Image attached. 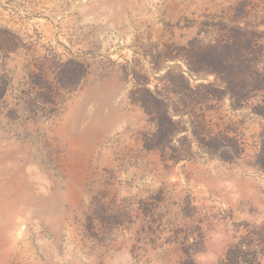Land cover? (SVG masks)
<instances>
[{
    "label": "rangeland",
    "instance_id": "rangeland-1",
    "mask_svg": "<svg viewBox=\"0 0 264 264\" xmlns=\"http://www.w3.org/2000/svg\"><path fill=\"white\" fill-rule=\"evenodd\" d=\"M253 86L264 0H0V264H264Z\"/></svg>",
    "mask_w": 264,
    "mask_h": 264
},
{
    "label": "trees",
    "instance_id": "trees-1",
    "mask_svg": "<svg viewBox=\"0 0 264 264\" xmlns=\"http://www.w3.org/2000/svg\"><path fill=\"white\" fill-rule=\"evenodd\" d=\"M249 69H251V67L249 66ZM212 74L215 75V78L218 79L220 82L224 83V80L219 77V73L217 71H211ZM221 75V74H220ZM251 75L253 77H255V79H257V77H259V72L256 69H252ZM224 92H231L227 89V87L223 88ZM250 91H254V92H263L264 89L263 88H258L256 86H253L252 88H248V87H240L237 91L236 94L241 95V94H245L246 92H250ZM233 92V91H232ZM245 92V93H244ZM232 94V93H229ZM233 96V95H232ZM242 97V96H241ZM153 102L157 105V107L159 108V111L157 113H155L154 116V121H155V133L152 137V142H156L157 144H163L166 141L168 142L169 139L172 138V134H173V127L176 125L177 121L173 120V117L175 116L176 111L172 109V111H170L169 107L167 105H165L163 103V100H160L157 98V96H155V98L153 97ZM257 108H263V106H258ZM219 136L216 137H211L209 138L208 143H219ZM228 141H231L234 145L236 144V141L233 138H222ZM223 149H220V155L218 154L217 157L220 160H226L227 158H229L228 156H235L236 151L234 149V146L229 147L228 149H226V147L221 146ZM256 160L258 162V164L260 166H264V145L262 144L260 147V150L256 156Z\"/></svg>",
    "mask_w": 264,
    "mask_h": 264
}]
</instances>
